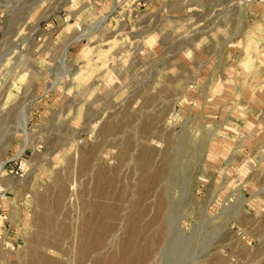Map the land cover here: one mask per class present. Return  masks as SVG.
<instances>
[{"label":"rangeland","instance_id":"1","mask_svg":"<svg viewBox=\"0 0 264 264\" xmlns=\"http://www.w3.org/2000/svg\"><path fill=\"white\" fill-rule=\"evenodd\" d=\"M160 230L155 264H264V0H0V264Z\"/></svg>","mask_w":264,"mask_h":264},{"label":"bare ground","instance_id":"2","mask_svg":"<svg viewBox=\"0 0 264 264\" xmlns=\"http://www.w3.org/2000/svg\"><path fill=\"white\" fill-rule=\"evenodd\" d=\"M161 211V210H160ZM149 237V236H148ZM163 238H164V232L163 231H158L157 233H155V234H153L151 237H149V241H148V243H147V246L146 245H144V246H146V248L144 247V249H143V251H140V249H139V247H137L138 248V250L140 251V253H139V255L138 256H136V255H131L132 257L134 256H136L135 258H136V260L137 259H139L140 260V264H155L156 263V259L155 258H153L154 257V255H156V253H157V250H158V247H159V243L163 240ZM132 241V240H131ZM132 243V242H131ZM135 244V243H134ZM129 247V248H128ZM142 247V248H143ZM127 248H128V250H131V249H133V246H127ZM142 250V249H141ZM135 251H137V249L135 250ZM128 253H129V251H127ZM130 253H131V251H130ZM136 254V253H135ZM124 257H125V255H124ZM128 257V256H127ZM126 257V258H127ZM133 257V258H134ZM125 258V259H126ZM134 258V259H135ZM130 259V258H129ZM122 260H123V258H122ZM127 260V259H126ZM125 260V261H126ZM136 260H135V262H136ZM153 260V261H152ZM120 261H121V259H120ZM151 261V262H150ZM131 262V261H130ZM139 263V262H138ZM127 264V263H126Z\"/></svg>","mask_w":264,"mask_h":264}]
</instances>
